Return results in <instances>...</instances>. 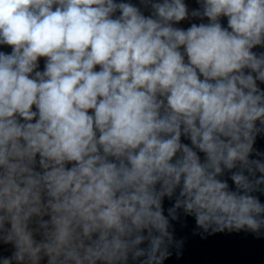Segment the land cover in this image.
Masks as SVG:
<instances>
[{"label": "clouds", "instance_id": "9594fccd", "mask_svg": "<svg viewBox=\"0 0 264 264\" xmlns=\"http://www.w3.org/2000/svg\"><path fill=\"white\" fill-rule=\"evenodd\" d=\"M197 3L0 0V264H164L181 214L264 229V0Z\"/></svg>", "mask_w": 264, "mask_h": 264}]
</instances>
